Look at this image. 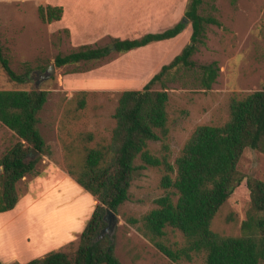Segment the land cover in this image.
<instances>
[{
	"label": "rangeland",
	"instance_id": "374dc122",
	"mask_svg": "<svg viewBox=\"0 0 264 264\" xmlns=\"http://www.w3.org/2000/svg\"><path fill=\"white\" fill-rule=\"evenodd\" d=\"M127 1L130 0L114 5L126 7L128 14L140 11L131 8ZM187 2L175 9L180 19ZM98 3V0H0V46L15 72L24 73L25 63L29 71L27 82L15 83L10 82L0 68V90H35L38 78L33 72H45L57 55H66L83 45L109 46L114 38L137 39L148 33L119 34L108 26H94L97 21L90 22L88 18L97 14ZM47 5L62 7L59 21L41 22L38 7ZM77 11L83 20L77 21ZM199 13L214 17L221 25L206 26L191 59L197 65L216 62L219 71L208 90L198 85L196 73L185 69L180 70L174 80L166 81L169 96L167 149L157 141L149 142L148 150L157 157L167 155L170 164H174L196 127L216 125L229 118L231 97L264 90V0H235L234 3L233 0H204ZM169 46L170 43H164L132 55L112 52L100 61L54 66L51 78L39 85V90L48 92L38 123L48 149L40 156L34 172L16 184L19 197L16 210L0 213V264H26L17 260L20 253L28 252L34 257L48 244V248L55 247L53 241L59 240L58 236L49 242L43 240L58 227L69 229L71 226V238L55 251L73 257L97 200L78 189L67 174L63 142L71 143L78 150L77 154L82 153V148L108 144L120 94L126 90H140L152 76L146 73L147 66L152 64L150 60L161 58ZM182 49L172 53L167 63ZM140 62L143 65H139ZM153 89L160 90L161 86L156 84ZM80 98L85 100V106L78 110L75 99ZM78 134H90L91 139L86 135L78 137ZM17 141L15 134L0 123V157ZM77 154H74V167L79 162ZM135 164L139 166L142 162L138 158ZM237 170L264 182V155L245 149ZM165 174L158 167L139 170L129 188L128 200L117 209L114 253L122 264H205L203 254L193 255L190 261L169 260L126 221L139 219L156 207L154 201L158 197L171 194L172 189H164L161 184ZM173 198L175 200L176 196ZM32 203H37L33 209ZM249 210L246 191L237 188L212 219V231L223 237L240 236L241 224ZM22 211L26 212L20 214ZM165 232L162 242L166 246L172 249L183 246L180 232L170 228Z\"/></svg>",
	"mask_w": 264,
	"mask_h": 264
},
{
	"label": "trees",
	"instance_id": "16d2710c",
	"mask_svg": "<svg viewBox=\"0 0 264 264\" xmlns=\"http://www.w3.org/2000/svg\"><path fill=\"white\" fill-rule=\"evenodd\" d=\"M203 2L188 0L183 17L161 33H147L132 40L114 38L109 46L83 45L55 57V67L100 61L112 52L123 54L152 42L172 39L188 24L191 27L189 41L178 55L162 65L140 90H126L120 94L108 144L82 148V153L77 154L78 150L71 143L63 142L67 174L95 197L97 204L80 234L73 257L62 251H51L26 264H122L115 256L111 239L107 236L96 242L94 239L105 227V210L116 214L128 200L129 188L138 171L147 166L163 169L166 174L162 178V187L172 189V192L158 197L154 201L156 207L139 219L128 218L126 221L161 254L174 262L190 261L193 255L203 254L205 264H264V182L237 170L245 149L264 155V90L231 97L229 118L216 125L196 127L174 164L168 162L167 155L157 157L148 150L149 142L159 141L166 147L169 134L166 81L174 80L179 71L185 69L196 73L198 85L208 90L218 76L216 62L197 65L191 59L206 26L221 25L214 17L199 13ZM62 14L61 6L38 7V16L43 23L59 21ZM24 65V73L15 72L0 46V68L10 82L28 81V64ZM156 84L161 86L160 90L153 89ZM47 95L46 91L34 89L0 90V123L18 139L0 157V213L15 208L19 199L16 184L34 172L40 156L48 149L38 129L39 113ZM75 103L78 110L85 106L83 98L75 99ZM85 135L91 139L90 134ZM85 135L78 134V137ZM32 150L37 152L36 156L32 155ZM74 154L79 161L77 167L73 163ZM138 158L142 162L139 166L135 164ZM237 188L246 191L250 210L241 224V235L223 237L212 231L211 222ZM167 228L182 234L183 246L172 249L162 242Z\"/></svg>",
	"mask_w": 264,
	"mask_h": 264
},
{
	"label": "crops",
	"instance_id": "0c3cea01",
	"mask_svg": "<svg viewBox=\"0 0 264 264\" xmlns=\"http://www.w3.org/2000/svg\"><path fill=\"white\" fill-rule=\"evenodd\" d=\"M121 1L122 0H98L99 5L97 9V14L95 16L90 15L88 20L92 22L95 19V21H97V24L94 23V26L95 25L108 26L110 27V29L118 32L119 34L132 33V34H136L135 36H138L137 32L138 34H141V32L144 31H148V33H161L173 27L179 21L180 14L177 13L175 9L179 5L185 4L186 0H130L127 1L128 5L130 4L131 8H136L137 10H140L136 13H131V14L126 13L125 11L127 9L126 7L123 8L121 6L114 5L116 2H121ZM112 11L114 12L117 11V13L114 14V12ZM78 13H80V11H77V21L83 20L82 16L80 15L81 13L80 14ZM85 14L86 13L84 12V15ZM145 34L147 33H144L143 35ZM190 34H191V27L188 24L185 27V29L176 37L168 40L152 42L144 47H140L129 51L127 55H132L134 53H137L138 51H145V49H149L150 47H155L156 45H163L164 43H170L169 49L167 50V52H164L161 58L157 59L158 58L157 57L152 61L150 60L152 64L147 66L148 68L146 73L153 75L159 71L162 65L167 64V61L171 58L170 56L172 55V53L174 54L176 50L183 48L184 45L188 43ZM125 39L126 38L123 37L120 38V40H125ZM142 63L143 62H140L138 64L143 65ZM75 185L77 186L78 189H82L76 183ZM87 196L89 197L88 194ZM32 204L33 205H31V209L37 206V203H32ZM14 210H16V207L13 210H11V212ZM25 212L26 211H22L20 212V214H23ZM71 228H72L71 226L69 229L58 227L55 233L48 235V237L45 240H43L49 242V240L57 238L58 236L59 240L53 241L55 243L54 244L55 247L51 246L48 248L49 246L48 244L47 246H45V249L42 250V252H39L38 255L36 256L33 255L34 257H32L31 256L32 254H29L28 252H22L19 254V256H17V260L21 261V263H27L33 259L43 257L48 252L59 250L63 244H65L67 241L70 240ZM58 230L59 233L57 232ZM45 243L46 242L42 244Z\"/></svg>",
	"mask_w": 264,
	"mask_h": 264
},
{
	"label": "water",
	"instance_id": "95a60500",
	"mask_svg": "<svg viewBox=\"0 0 264 264\" xmlns=\"http://www.w3.org/2000/svg\"><path fill=\"white\" fill-rule=\"evenodd\" d=\"M54 64H51L46 70L45 72H40V71H34L33 73L37 74L38 77V83L36 85V89L37 91H39V85L42 82H45L47 80H49L51 78V76L54 74ZM33 156L37 155V152L32 150L31 151ZM103 221L105 223V227L102 228L100 230V232L98 233V235L96 236V238L94 239V242L99 241L101 239H103L105 236H107L109 239H111L113 242V235H114V231L116 228V225L118 223V218L117 215L115 213H113L111 210L106 209L104 216H103Z\"/></svg>",
	"mask_w": 264,
	"mask_h": 264
},
{
	"label": "flooded vegetation",
	"instance_id": "af4514ba",
	"mask_svg": "<svg viewBox=\"0 0 264 264\" xmlns=\"http://www.w3.org/2000/svg\"><path fill=\"white\" fill-rule=\"evenodd\" d=\"M37 78L39 77L37 74H34Z\"/></svg>",
	"mask_w": 264,
	"mask_h": 264
}]
</instances>
